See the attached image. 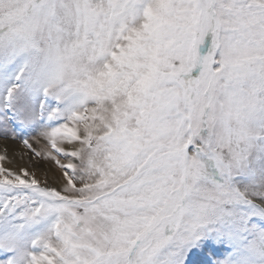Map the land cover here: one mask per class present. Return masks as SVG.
<instances>
[{
	"label": "snow or ice",
	"instance_id": "snow-or-ice-1",
	"mask_svg": "<svg viewBox=\"0 0 264 264\" xmlns=\"http://www.w3.org/2000/svg\"><path fill=\"white\" fill-rule=\"evenodd\" d=\"M0 140V264H264V0H0Z\"/></svg>",
	"mask_w": 264,
	"mask_h": 264
},
{
	"label": "rangeland",
	"instance_id": "rangeland-1",
	"mask_svg": "<svg viewBox=\"0 0 264 264\" xmlns=\"http://www.w3.org/2000/svg\"><path fill=\"white\" fill-rule=\"evenodd\" d=\"M0 141L3 142V143H1V144H3V146L0 148V154H3L5 152V145H6V147H7V155H9L8 154L9 153V150L8 149L10 148L11 143H13L14 144L13 145L14 146V149H13L14 156L13 157H16L17 158V156H18V159L20 158L21 159V162H22L19 166H21V167H30V164H29V161H28L27 157L25 156L23 159L21 158V156L27 150L23 147V145L20 143L19 140H16V141L9 140L7 142L2 141V140H0ZM35 146L36 145L34 144V147ZM11 159H12L11 161L13 163L15 160L13 158H11ZM18 163H20V162H18ZM18 163H15L14 162L13 163V166H15V164H18Z\"/></svg>",
	"mask_w": 264,
	"mask_h": 264
},
{
	"label": "bare ground",
	"instance_id": "bare-ground-1",
	"mask_svg": "<svg viewBox=\"0 0 264 264\" xmlns=\"http://www.w3.org/2000/svg\"><path fill=\"white\" fill-rule=\"evenodd\" d=\"M1 143H3V142H1L0 141V148L3 146V144H1ZM14 144L13 143H11V145H10V148L8 149L9 150V155H8V159L11 161L12 159L11 158H13L15 161V163H18V162H20V163H18V164H15V166H13V163H12V161H11V163H8L7 161L5 162V165L7 166V167H16V168H19V167H21V166H19L22 162H21V159L19 158L18 159V156H17V158L16 157H13L14 156V153H13V149H14V146H13ZM20 154V153H19ZM48 167H51V165H48ZM39 174V173H38Z\"/></svg>",
	"mask_w": 264,
	"mask_h": 264
}]
</instances>
